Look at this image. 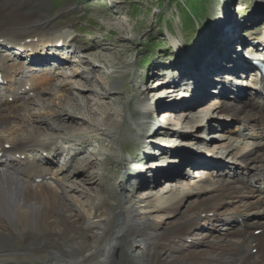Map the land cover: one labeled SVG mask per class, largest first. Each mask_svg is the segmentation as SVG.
Listing matches in <instances>:
<instances>
[{"label":"rangeland","instance_id":"1","mask_svg":"<svg viewBox=\"0 0 264 264\" xmlns=\"http://www.w3.org/2000/svg\"><path fill=\"white\" fill-rule=\"evenodd\" d=\"M23 1L7 0L4 3L6 14L11 13L13 5ZM26 1L39 13L46 10L52 15V31L58 37L53 34L46 41L64 38L62 44L67 50L58 66L47 68L46 63L29 69L28 72L37 75L43 73L45 79L40 81V77H29L37 81L38 89L37 93L30 92L25 120L27 116L40 118L35 123L41 125L42 132H34V137L46 142V149L41 151L50 150L55 167L65 162L59 175L49 171L46 165L41 166L65 181L67 186L72 185V190L67 189L69 195L91 206L95 203L94 196H91L93 190L101 187L95 180L113 187L117 185V178L125 179L124 187L138 205L150 207L164 205L173 194L193 193L210 185L216 176L211 177L210 182L198 181L193 186L192 182L199 178L195 176L196 168L191 169L192 159L219 162L210 169L220 171L214 173L217 177L222 173L230 176L243 174L238 152L260 145L263 139L248 136L253 128L229 113H233L247 95L261 104L264 101L252 93L251 84L242 81V75H229L234 69L222 71L214 69L211 64L215 66L218 56L213 55L215 48H225L232 41L237 44L235 49H241L243 59L248 49H252L246 37L247 29L264 37V0ZM67 4L70 9L60 11ZM108 14L110 17L116 14L117 19H107ZM27 22L32 23V20L22 21L19 25L25 26ZM252 42L259 41L254 38ZM35 46H31L32 54L38 55ZM256 47L264 51V45H255L254 51L258 50ZM220 50L216 53L219 54ZM19 63L25 66L22 61L15 64L6 61L8 68ZM227 63V67L232 66ZM224 76L234 82H227ZM201 83L204 84L202 88ZM240 83L246 86L240 87ZM114 86L119 90L107 91ZM175 87L187 92L165 97L166 91ZM215 89L223 96L225 92L234 93L233 99L215 98ZM203 91L209 97L199 98ZM219 101L231 103L228 113ZM72 102L82 107L90 103V114L83 115L68 108V103ZM184 104L193 107L186 108ZM165 105L170 108L157 110ZM175 106L181 107L173 109ZM166 111L173 114L169 124L166 122L169 116H164ZM66 114L79 123L77 129L65 125L73 124ZM109 114L118 120L127 115L122 135L113 138L105 135L103 129ZM62 118L65 122L60 121ZM38 120L47 124H40ZM139 122L145 123L149 130L141 138L131 131ZM26 130L28 128L25 133ZM111 149L118 152L117 158L105 155V151ZM205 169L207 166L204 165ZM157 172H160L159 178L155 177ZM154 211L149 212L152 219L160 223L168 221L163 210ZM251 219L253 216L243 220L248 222ZM226 226V221L220 223L212 218L196 227L191 242L201 244L204 233L211 234ZM36 238L44 240L41 236ZM43 246L16 247L10 253L17 257L31 256L34 259L31 264H47V259H39L36 254L48 250L49 246Z\"/></svg>","mask_w":264,"mask_h":264},{"label":"bare ground","instance_id":"2","mask_svg":"<svg viewBox=\"0 0 264 264\" xmlns=\"http://www.w3.org/2000/svg\"><path fill=\"white\" fill-rule=\"evenodd\" d=\"M6 1L0 0L1 42H24L32 46L54 36L52 15L46 10L39 13L29 1L24 0L19 5H13L8 15L4 7ZM69 9L67 4L60 11ZM115 15L105 17L117 19ZM30 20L32 23L19 25ZM226 46L215 48L213 55L218 56L212 67L222 71L231 68L234 70L229 75H243L245 71L241 69L246 67L247 71L250 67L243 63L241 49H235L237 44L233 41ZM227 62L232 66L227 67ZM204 69L207 67L204 66ZM22 72L24 67L20 63L8 68L5 55L0 53V73L7 81L0 86V264L9 261L31 264L34 260L31 256L17 257L10 252L16 247L42 248L43 245L49 246L48 250H40L36 254L39 259H47V264H264V103L247 95L240 106L233 107V113H229L253 128L248 136L263 139L260 145L238 152V161L242 163V172H247L246 175L220 174L212 180V174L220 171L207 172L203 167L214 169L212 166L219 162L191 158L192 165H202L196 170L195 176L199 179L191 181L193 186L198 181L212 180L205 190L173 194L164 205L155 204L150 209L149 206L138 205L134 196L125 189V179L117 178V185L113 187L95 180L101 187L93 190L91 196H94L95 203L87 206L69 195L67 189L72 190V185L67 186L65 181L48 173L45 166L34 163L32 158L28 160V149L45 150L47 144L34 137V132H42L41 125L35 123L40 118L27 116L25 120L30 92L37 93L38 85L37 81L23 76ZM44 79L41 75L40 81ZM113 81L116 82V79ZM27 85H30L29 91L25 89ZM199 85L200 88L204 86L203 83ZM117 90L118 87L114 86L107 91ZM170 90L166 91L165 97L185 92L178 87ZM206 96L203 91L199 98ZM199 98L197 101H201ZM219 104L228 113L231 103L219 101ZM67 106L83 115L91 112L90 103L86 107L76 102ZM184 106L193 107L192 104ZM166 108L170 107L159 106L157 110ZM166 112L162 113L171 120L173 114ZM65 116L73 123L65 124L69 128L80 126L74 117ZM44 120L38 121L46 125ZM60 121L65 122L64 118ZM126 121L125 114L119 120L109 114L103 129L105 135L112 138L122 135ZM135 127L131 131L140 138L149 131L143 122ZM117 153L115 149L105 151V155L116 158ZM155 177L159 178L160 172ZM153 209L163 210L168 221L160 223L152 219L149 212ZM248 216H253V219L248 222L243 220ZM212 218L226 221L228 226L211 234L204 233L201 244L191 242L196 227ZM255 230L259 233L255 234ZM38 236L44 240L38 241Z\"/></svg>","mask_w":264,"mask_h":264}]
</instances>
